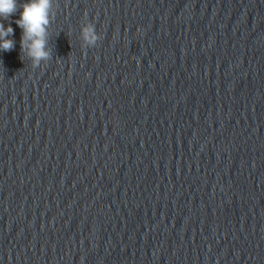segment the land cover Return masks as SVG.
<instances>
[{
	"label": "clouds",
	"instance_id": "9594fccd",
	"mask_svg": "<svg viewBox=\"0 0 264 264\" xmlns=\"http://www.w3.org/2000/svg\"><path fill=\"white\" fill-rule=\"evenodd\" d=\"M19 13V19L15 20L16 25L22 30L20 40L21 60L27 57L33 68L40 65L41 61L50 59L51 50L47 47L49 37L48 28L54 21L56 13L53 11V0H27L19 3L18 0H0V50L11 51L15 41L10 37L14 29L9 23L5 26L4 21ZM87 18V14H85ZM81 36L86 45L92 47L97 39L101 37L96 33L95 26L89 22L81 29Z\"/></svg>",
	"mask_w": 264,
	"mask_h": 264
}]
</instances>
